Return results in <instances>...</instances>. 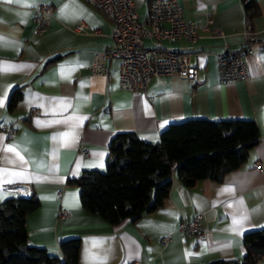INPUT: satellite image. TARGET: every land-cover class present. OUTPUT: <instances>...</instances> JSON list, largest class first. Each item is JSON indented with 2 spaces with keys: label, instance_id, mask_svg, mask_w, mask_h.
I'll return each mask as SVG.
<instances>
[{
  "label": "crops",
  "instance_id": "1",
  "mask_svg": "<svg viewBox=\"0 0 264 264\" xmlns=\"http://www.w3.org/2000/svg\"><path fill=\"white\" fill-rule=\"evenodd\" d=\"M134 1L145 19L149 0ZM177 1L186 21L202 25L210 15L211 27L223 34L201 30L196 42H160L190 53L198 81L160 75L137 92L121 88L118 58L107 62V74L92 73L95 55L114 45V24L90 0H0V202L38 197L39 207L26 217L30 244L61 256L60 241L79 236L78 264H209L241 260L245 234L264 227V0H256L259 14L250 23L249 42L242 0ZM39 3L53 11L42 33L34 18ZM79 24L85 28L77 30ZM226 46L254 48L246 56L247 79L219 81L217 55ZM18 87L22 97L10 110L9 95ZM190 118L253 119L261 139L222 182L200 180L187 187L175 176L163 205L137 220L111 225L82 205L80 187L70 180L84 169H105L116 134L131 131L156 142L171 123ZM62 210L68 216H60ZM199 212L202 239L177 231L181 219ZM167 234L172 240L163 247L160 239ZM255 264H264V256Z\"/></svg>",
  "mask_w": 264,
  "mask_h": 264
},
{
  "label": "trees",
  "instance_id": "2",
  "mask_svg": "<svg viewBox=\"0 0 264 264\" xmlns=\"http://www.w3.org/2000/svg\"><path fill=\"white\" fill-rule=\"evenodd\" d=\"M150 1V0H149ZM247 20L259 14L256 0H242ZM22 97L11 91L8 108ZM261 139L258 123L246 118H190L171 123L150 142L135 132H120L109 146L105 169H84L70 183L80 187L82 205L107 223L137 220L163 205L176 176L187 187L200 180L222 182L240 168ZM40 205L34 194L0 202V264H78L79 236L60 241L61 256L28 242L26 217ZM245 256L209 264H255L264 256V227L245 234Z\"/></svg>",
  "mask_w": 264,
  "mask_h": 264
},
{
  "label": "built area",
  "instance_id": "3",
  "mask_svg": "<svg viewBox=\"0 0 264 264\" xmlns=\"http://www.w3.org/2000/svg\"><path fill=\"white\" fill-rule=\"evenodd\" d=\"M114 24L112 39L114 45L95 55L90 69L93 74H107V62L113 58L120 60L119 83L121 88L137 92H145L154 77L160 75L180 74L191 83L198 81L199 69L193 64L189 52L160 45L162 41L186 39L196 42L201 38L200 31L213 35H222L219 30L211 27L212 18L209 15L200 25L194 21H186L183 8L177 0H150L148 16L142 19L136 9L134 0H90ZM34 18L37 32H45L53 18L51 6L39 3L34 8ZM79 24L77 30L84 29ZM246 42L252 41V26L244 32ZM154 45H147L146 41ZM254 48L245 46L241 49H230L227 46L217 55L219 62V81L222 83L243 81L249 77L246 56L252 54ZM35 114L37 109L32 108ZM15 130L8 128L9 137L14 136ZM80 153L88 155V150L82 144ZM260 168V163H257ZM69 212L62 210L60 216L66 217ZM203 214L196 213L190 219H181L177 231L186 237L202 239L206 230L202 227ZM172 240L171 234L160 239L163 247Z\"/></svg>",
  "mask_w": 264,
  "mask_h": 264
},
{
  "label": "snow or ice",
  "instance_id": "4",
  "mask_svg": "<svg viewBox=\"0 0 264 264\" xmlns=\"http://www.w3.org/2000/svg\"><path fill=\"white\" fill-rule=\"evenodd\" d=\"M6 2H11V0H6Z\"/></svg>",
  "mask_w": 264,
  "mask_h": 264
}]
</instances>
